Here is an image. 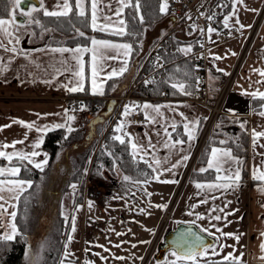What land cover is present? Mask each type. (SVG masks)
<instances>
[{
    "label": "crops",
    "instance_id": "1",
    "mask_svg": "<svg viewBox=\"0 0 264 264\" xmlns=\"http://www.w3.org/2000/svg\"><path fill=\"white\" fill-rule=\"evenodd\" d=\"M25 1L29 4L33 0ZM260 2L261 0H243L242 3L234 4V0H230L228 6L225 8L224 12L221 15V18L206 27V42L208 43L206 45L205 51L209 60L208 78L209 96L211 98L214 97L218 92L223 77L228 71L236 55L238 47L240 46L248 30L252 18L260 5ZM102 3L104 5L110 4L112 6V9L118 7L117 0H102ZM56 4L57 0H45V6L50 11L55 9ZM33 5L34 3H31L28 7H21L19 10H17V12L19 13V11H27L26 9H29ZM35 6L38 7L39 4ZM234 9L235 15L233 16L232 13ZM103 11L105 15L112 16L113 21L116 20L113 12L110 11L107 7H105ZM124 14L125 10L122 15V18L125 20ZM225 16H230V19L228 21L229 27H235L239 30H237L238 32L236 35L220 41H216L215 37L217 29L218 27L224 26ZM0 17L7 18V15H0ZM166 17L167 18H165L163 22L160 23L159 28L156 29V32H153L152 35H155V33L158 34L159 31L164 28L165 24H167L168 20L170 19V15L166 13ZM237 19L239 20V24L235 22ZM20 21L21 20L17 19V22ZM98 23L102 24L104 23V21L101 19L98 20ZM240 24H243L244 27L240 28ZM119 27L120 26L118 24L113 23L110 25V30L106 31L105 34L92 32L90 37L109 40L115 44L128 43L132 45L131 41L123 36L109 34L113 33ZM209 27H212L216 31L208 34L207 29ZM28 32L32 33L31 30L28 31V29H25V27L20 26V44L16 45L18 49L31 51L33 49L44 48L45 46H65L70 48H75L77 45L90 46V42L88 40L76 42L60 41L61 43H57L48 39H37L35 38V36L27 35L26 33ZM192 32L193 25L189 24L181 29L176 34L177 36L175 35L177 39L178 49L185 48L187 46H191L192 48V45L194 43V40L192 39ZM25 36L26 40L24 39ZM4 42L5 44H7V40H5ZM24 42L37 43L35 45H24ZM248 50L249 51L244 62L242 63L234 77L232 87L224 98L222 113L219 117L217 127L213 130L215 133L211 132L207 135V137H210V142H208L206 149L204 148V154H202L200 157H197L194 161L193 167L191 169L192 172L190 173H192L195 177V184H203V182H206L207 180L216 183H229L230 181L224 180L223 177L231 175L232 172H234L237 168L240 169V180L237 182V186H235L234 188H230L227 191L223 189L212 190V194L209 196L210 210L211 207H213L211 206L212 201L213 203H215L212 197H221V195H223L225 199V204L223 203L224 211L220 212L219 215L224 217L227 213H232L231 215L226 216V220L223 219L224 227H229V225L231 224L230 226H235L238 229L240 226L245 233V236L242 239H244L246 245L241 259H245L253 264H264V258H262L264 257V251H261L260 248L261 243L264 242V237L260 235L262 232H264V192L258 191V189L264 188V181L254 180L252 175L254 170L257 172V174H259L260 171H264V166L261 165L262 156L260 155V153H264V147L259 146L264 145V137L258 138L257 146L254 150L252 136L253 129L258 132L264 131V116L259 115L260 111H264V108L261 107V105L264 104V101H261L259 106L253 107V96L250 94H246L264 91V76H261L258 71H253L254 69L264 70V18ZM119 51L121 53L123 52V50ZM233 53H235V55H233ZM111 54L115 55V52H112ZM12 55L13 54L7 53L3 49H0V56L5 58V63H8V59ZM64 56L68 57L69 54L65 53ZM134 56L136 55L133 54L132 46V52L128 57L120 55L118 59L107 60L105 63V71L101 73L96 80V87H102L104 94H106V92H109V94H114L119 91H123L127 83L131 81L135 72V64L138 63V61L136 60V62L133 64V59H136V57ZM216 57H221V59H216ZM90 58V54L88 53H85L83 55V60L86 62L83 85L87 92H92L91 74L87 64V62L90 61ZM59 59V54L41 53L38 51L32 52V56L30 58H25L23 55H17L14 59H11V63H8L7 70L0 74V126L11 125V127L3 128V130L0 131V143L10 145L13 141L23 140V144H16L15 150L32 151V144L40 136V133H37L35 130L29 131L27 128L20 124H14L13 120L18 119L25 122L36 121L37 125L41 127L44 125H48L49 128L43 133V142L38 149V151L41 152V155L35 158L37 162L42 161L45 159L44 154H46L48 163L50 153L44 145V137L46 132L49 129L55 128L53 126L56 124L65 123L67 116H74L75 119L67 121V125L72 127V129L79 128L80 136L74 139L70 143V145L63 148L62 151L58 153V158L56 157L54 165L56 168L63 167L67 170L68 161L71 165H73L72 158L78 152L83 150L87 142L92 138L97 126L100 125L101 122L103 123V119L88 120L87 117L86 121V119L79 116L76 111H72V108L70 107L71 104L69 102L70 100L68 99V95L71 92H69L67 88L62 87V85H68L69 87L76 86L73 74L71 72H64L63 75H56L55 79L52 78V75H49V73H53V69L50 67V65L55 63V61H59ZM124 59L128 60L127 71H125L122 75L113 77L111 80L112 82L109 83L107 74L110 73L113 69H116L118 71L120 67H122ZM32 61H35V63H33ZM36 64L41 65V67L37 68L35 66ZM55 67L63 71V68H61L59 63H55ZM221 69L223 71H220ZM45 81L49 82L46 83ZM258 81L260 83H257ZM108 88L109 91H107ZM107 100L104 102L102 108L105 107ZM146 102L152 105L171 104L175 108V111H171L168 108H162L161 111L164 113V116L160 118V123L158 124L150 123L143 114V111L140 109L134 111L137 113V117H122L120 115L117 123L121 120H124L125 124L127 125L124 131L130 134V138L134 142L146 144L147 137L150 136L153 143H157L158 139L163 138L162 126L164 125L165 119H167L168 124H171L173 121H175V123L177 124V130L173 133V139H184L185 141H187V135L184 134L183 123L194 121L199 118V125L194 131L195 138L193 140L187 141L185 144L171 150L164 148L162 144L157 145L155 159L160 160L162 163L157 168L156 173H154L151 169V174L149 176L140 179V181H144L146 179L148 181L147 183H141V188L146 190L147 193H150V189L152 192L150 198L148 199V202H146L145 208H147V214L145 215V219L149 220L151 222L150 224L154 225L152 230L153 235L154 229L157 227V224L161 220L164 211L167 210L169 215L170 208V206L168 207V205L166 208H158L156 207V205H160L159 200L161 195H166L165 199L167 201L168 198L171 197L177 184L181 180L183 170L187 165V162H189L190 160L194 145L197 141L201 123L206 116L207 107L194 98L186 97H142L139 99H130L127 102V105H143ZM64 109H69L67 114L64 113ZM149 112H151V110H149ZM180 113L184 114L183 117L180 115ZM37 114L40 115L38 116ZM85 121L87 123H85ZM242 124L244 127H246L249 135L247 152L245 154L234 150L227 141V139H229L231 136L238 137V131ZM158 130L161 131L160 137H157L156 135ZM168 130L172 131L170 127ZM25 133H27L28 136L26 140ZM118 134L121 133H115V135ZM125 138L129 139V137ZM220 141H225L226 143L221 144L219 143ZM128 146L131 152L132 150L130 144H128ZM213 147L231 149L232 156L242 161V164H237L235 160H232L229 165H225L226 168H231V172H225L222 170L220 173H217L213 168L209 169L213 172L211 178H199V169L201 167H207V161L211 158V149ZM5 150L7 152L14 151V149L11 147ZM183 155H188L189 157L185 163L172 171H164V169L166 168H171V164L175 163L176 160L180 159ZM166 156L169 157V162L163 163L164 157ZM147 159L154 163L152 156L147 157ZM63 162H66L67 165H65L66 163ZM11 163L14 166H19V162L12 161ZM8 166L9 161L0 162V167ZM154 175H159V179H152ZM59 176L61 177V175ZM217 176L221 177L219 181L216 180ZM18 178L32 181L31 178L22 176L21 174H19ZM46 180L49 181V178H46L43 183H45ZM130 184L132 185V181H130ZM41 187L42 184L39 185V188ZM146 187L150 188L147 190ZM132 188H134L133 185ZM134 191H136V189ZM134 191H131V193H135ZM197 191L201 192L202 189H197ZM154 193L156 194L154 195ZM65 194L62 196L61 202H63L65 206H68L73 201V194L71 196V200L69 193L66 195ZM193 194V199H195L196 194L194 193V191ZM154 198H156V200ZM106 199L108 198L106 197V195H104L97 200L99 202H103ZM5 200L7 201V203H5V207L8 209V212L10 213L12 211H15L17 213L19 200L9 199L7 193L5 194ZM240 200H245L243 206L239 205ZM228 202H230V204H228ZM10 204L15 205V207H9ZM64 205H62V208L64 207ZM129 212H132V210L130 211V208L127 207L126 211L124 209L122 213L127 214ZM212 213L215 214L214 212ZM187 219L188 220L186 221H189V218ZM228 221H231V223H227ZM11 223H15L18 231L20 230L16 221V217L13 220L12 217L4 214L3 217L0 218V225H3L0 226V235L5 233L11 234ZM226 224L227 226H225ZM228 229L229 228H227V232H229ZM150 239L151 237L149 238L148 243L144 244V251H146V249L148 248ZM226 240H229V238H226Z\"/></svg>",
    "mask_w": 264,
    "mask_h": 264
},
{
    "label": "rangeland",
    "instance_id": "2",
    "mask_svg": "<svg viewBox=\"0 0 264 264\" xmlns=\"http://www.w3.org/2000/svg\"><path fill=\"white\" fill-rule=\"evenodd\" d=\"M193 9L194 10L198 9L196 4L194 3H193ZM34 15L36 16L37 19L41 21V23L45 27L49 29H53L51 26L45 25L44 19L42 16H39V13H36ZM263 18H264V0H261L260 5L257 11L255 12L252 21L248 27V30L240 46L238 47L236 55L228 71L223 77L218 92L212 98L209 96V78H208L209 60L207 53L205 51L206 45L208 43L206 42V27L209 24L218 21L219 19L212 21L211 23H205V24L200 22L198 19H196V22H193L192 20V22L187 23L186 25L178 28L176 31L172 33V38L176 43L175 49H178L177 39L175 35L181 29H183L185 26L189 24L196 26L195 28L193 27V32H192L193 33L192 39L194 40V43L192 45V52L198 50L199 55L203 57L206 61V65H207L206 66V86H207L206 96L196 93L194 91V86H192V89L190 90L191 92L190 95H184L180 92L169 94V96L160 95L161 92L159 94H154V95H143L140 92L136 91V89L140 85L139 84L140 81L137 82V80L138 79L141 80L142 73L141 74L137 73V64H135L134 75L131 81L127 83L125 89L123 91H119L117 93L111 94L117 96V105L120 104V109L117 112L116 116L110 117V114H108L105 120H103V123L101 122V124L97 126L92 138L87 142V144L83 148V150L86 151V157L81 169L80 178L70 179L71 178L70 176L72 175V171L74 170L75 167L71 165L69 161H68L67 170L64 169L63 167L56 168L54 166L56 160L55 158L52 167L55 178L52 177L54 179H51L49 181L46 180V182L43 183L45 180L44 179L40 183L42 184V187L41 188H39V186L37 187L36 191L38 193V198H39L38 209L41 211V215L38 220L36 231L37 230L42 231L43 235L41 233H38V235L34 234L33 245L28 246L29 248L27 251L28 259L32 261L34 260V262L42 260L45 253L44 248L50 244V240H48V238H50V236L54 234L56 232L55 230H57L59 227L60 216L62 217L61 218L62 231L60 232L59 235V247H60L59 261L61 262L63 260L64 264H85V261H90L92 262V264H164L165 261L174 259V257L171 256V252L174 250L173 248H167L165 254L162 257H158V258H156L153 254L156 245L150 250L149 253L148 251H144L143 246L145 243H142V241H148L150 237L152 238L155 235L159 225L158 223L152 235V230L154 225L150 224L151 222L145 219V215L147 214V208H145L146 202H148V199L150 198L151 195H147V191L141 188L142 187L141 184H137V183L135 184L134 182L136 180H140L146 177L133 176L129 171L123 169L116 161H113L112 163H110V165H104L101 174H98L96 172L94 165L99 149L106 143L107 133L111 128L114 129L116 127L117 121L121 113L123 112L124 106L127 105V102L130 99H139L142 97L194 98L200 101L201 103H203L207 107L206 116L201 123L197 141L193 148V150L195 148L196 150L193 154H191L190 160L189 162H187V165L185 166L183 173L181 175V180L177 184L171 197L170 198L167 197L168 198L167 201L165 199L166 195L160 196V200H159L160 205H164L166 203L165 205H168V207L170 206L169 215L165 220L164 226L168 224L165 226L167 228L173 226L178 221H186L188 220L187 218H189V221H195V224L200 229L207 228L213 233L212 236L214 237V241L208 244H214L216 246V251L219 254L210 257H223L228 253H233V255L236 257H241L243 255L245 251L246 243L242 238L245 236V233L243 232L240 226L238 229L235 226H230L231 224L229 225V227H224L223 217L220 221L209 219V216L215 214L219 215L220 213V211H216L214 212L215 214H213L210 211L209 196L212 194V190L209 191V189L205 187L202 189L201 192H198L195 186L196 184L194 183L195 177L190 172H192L191 169L193 167L194 161L198 157V154L201 150V147L207 135L211 132L215 133L213 130L217 127L219 117L222 113L224 98L228 93V91L230 90V88L232 87L234 77L247 56V53L249 51L248 49L250 48L253 39L255 38L259 30V26L261 25ZM166 25L167 24H165L164 28L161 29L158 34L151 36V40L148 42V44H145L144 47H142V50L140 49L141 52L139 50L136 53V56H134L136 57V59H133V64L136 62V60L141 59L143 53L147 51L149 44L153 40H155L157 36L166 28ZM150 28H151L150 26L147 28L148 34L150 33L149 30H152V28L151 29ZM25 29H28V31L31 30L32 32H35L36 33L35 38L42 40L45 39L50 40L52 37L57 35L55 34V30L53 29L54 32L53 31H51L52 33L45 32L41 36V29L39 26L36 25H32L31 27ZM200 29H203L204 31L201 32ZM237 32L235 34L229 33L226 36H222L220 33V27H218L215 40L216 41L223 40L225 38L236 35ZM195 42L198 44L197 46L194 45ZM189 54L190 53H188L187 55ZM194 60H195L194 64H196L197 59L194 58ZM131 85H138L134 89V92L133 90H130ZM104 99L105 98L101 100V106L98 108V110L102 108L104 104ZM70 107L72 109H76L75 111L79 114V116L83 117L87 121V116L84 114V111L79 110V108L73 104H71ZM130 116L137 117L138 115L136 112L133 111V113ZM86 121L85 123H87ZM78 129L79 128H75L74 131H77ZM202 132L204 133L201 135ZM68 145H70V143L66 144V146H64L63 148L67 147ZM62 149H60L59 153L62 151ZM94 153H95L93 160L94 162L89 168V162L92 159ZM65 165H67V163ZM82 172L83 173L85 172L87 174V179H89L90 181L92 180L93 183L95 182L99 188L104 190L103 195L99 197L95 195H89L85 199V195L81 194L82 192L86 194L85 192L86 190L84 191L82 190V188L84 189V185H85V182H83V179L81 178ZM58 174L61 175V177ZM125 175L133 178L130 181H132V185L134 186V188H132L130 181H124L122 179V177ZM203 179H208V178H203ZM208 183H216V182H212L210 180L203 182L204 185H207ZM74 184L76 185V188L72 189V185ZM67 185L69 186L66 187ZM149 188L150 187H146L147 190ZM135 189L136 191H134ZM131 191H134L135 193H131ZM193 191L196 194L195 199H193L194 197ZM65 193L66 194L69 193L70 200L73 194L72 196L73 201L68 206H65L64 203L61 202V198ZM150 194H152L151 189H150ZM155 194L156 193H154V195ZM104 195H106L108 199H106L103 202H99L97 199L103 197ZM205 198L208 199V203L201 204L200 201L204 200ZM154 199L156 200V198ZM89 201L92 202L91 208H89ZM214 201L215 203H213L212 201L211 206L213 207H211V209L213 208L223 209L224 207L223 203L225 204V199L223 195H221V197L220 196L217 197ZM244 203L245 200L244 201L240 200L239 205L243 206ZM193 204L197 205L195 209L190 208V205ZM62 205H64L63 208ZM77 206H79V210H77ZM127 207H129L130 211L132 210V212L123 214L122 212L124 211V209L126 211ZM141 208L145 209V211L144 212L139 211V209ZM189 212L199 213L201 215H204L205 218L202 220H197L196 215L195 214L189 215ZM73 216L75 217V228H76L75 232H72ZM212 224H215L216 228H221L224 233H234L240 235L239 242H237L234 238H229V240H226V238L221 236L220 233L216 231V228L211 227ZM164 226L162 227L161 230V225H160L155 238L161 236L162 231L165 229ZM227 228H229L228 229L229 232H227ZM69 233H71V235L73 236L72 242L69 243L67 246V251L71 253V255L67 259H65L64 258L65 244L67 243V237ZM117 233H123V234L117 235ZM218 236L220 237V239L216 240V237ZM56 241H57V236L54 237L55 245H56ZM221 244L224 245L229 244V247H224L223 249H221L219 247V245ZM101 245L103 247H100ZM115 245H120V246L116 247ZM133 245L136 246L133 247ZM105 249H107V251ZM97 253H99V255H96ZM101 257H104L105 259H101ZM116 257H124L125 259L120 260V259H116ZM140 257H143V260H141ZM202 259L205 258H198V260H202Z\"/></svg>",
    "mask_w": 264,
    "mask_h": 264
},
{
    "label": "snow or ice",
    "instance_id": "3",
    "mask_svg": "<svg viewBox=\"0 0 264 264\" xmlns=\"http://www.w3.org/2000/svg\"><path fill=\"white\" fill-rule=\"evenodd\" d=\"M8 4L11 5V9L8 11L7 18L0 17V49H3L5 52L13 54L9 59L8 63H11V59H14L17 55H23L25 58H30L32 56V52H41V53H52V54H59L60 59L59 61H55V63H59L61 68H63V71H61L59 68L55 67V63L50 65V67L53 69V73H49V75H52V78L55 79L56 75H63L64 72H71L74 77V82L76 86L69 87L68 85H62V87L67 88L69 92H83L85 91L83 80L85 77V64L86 62L83 60V55L85 53L90 54V61L87 62L88 68L90 70L91 74V80H92V94L93 95H103V88H97L96 87V80L100 76L101 73L105 71V63L109 59H118L120 55H123L124 57H128L132 52V45L128 43L124 44H115L109 40H103V39H97L96 37H85V33L83 31H80V29H76L74 26V31L79 37H84L86 40L90 42L89 45H77L75 48L65 47V46H58V47H51V46H45L44 48L40 49H33L31 51H26L22 49H18L16 45L20 44V35H19V28L20 26H23L25 28L31 27L32 25L39 26L41 29V36L45 32H51L53 29H49L45 27L39 19L36 18L34 14L36 13H42L44 17H55L57 19L60 18H70L71 16L75 15L81 18H85L88 20L90 17V27L92 31L96 32H106L110 30V25L115 23L118 24L120 27L116 29L113 34L114 35H127L128 33L125 31L127 25L125 24V20L122 18V15L124 13L125 9H133L134 14L132 15V18L138 19L139 23L144 22L143 15H140V0H117L118 7L115 9H112V6L104 5L102 3V0H57V4L55 5L54 10H49L45 6V0H39V6H31L27 11H19V15L26 18L25 21L17 22V10L21 8V5L25 3V0H7ZM243 0H234L235 3H242ZM107 7L110 11L113 12V15L116 17V20L113 21V17L110 15H105L103 9ZM169 8V0H160L159 3V12L160 13H166ZM232 15H235V9L233 10ZM103 20L104 23L99 24L98 20ZM188 19H191L189 16ZM208 20H212V16L207 17ZM230 16L224 17V26L229 27V21ZM237 24H239V20L237 19L235 21ZM195 28L196 26L193 25ZM244 25L240 24V28H243ZM239 30V29H237ZM201 32H203V29H200ZM216 31L212 27H209L207 29L208 34H211L212 32ZM27 35L35 36L36 33H26ZM5 40H7V44H5ZM61 43V42H57ZM119 50H123L121 53ZM178 51L183 52L185 55L190 53L192 51L191 46H187L185 48L178 49ZM115 52V55H112L111 53ZM68 53L69 56L65 57L64 54ZM235 55V53H233ZM159 59V58H158ZM216 59H221V57H216ZM55 60V57H54ZM35 63V61H32ZM8 63H5V58L0 56V74H2L4 71L7 70ZM127 64L128 60H123V65L120 67V69L117 71L116 69H113L110 73L107 74V79H112L113 77H117L119 75H122L125 71H127ZM37 68H40L41 65L36 64ZM162 66V65H161ZM220 71H223L222 69ZM253 71H258L261 76H264V70H257L254 69ZM185 76L187 74L185 73ZM173 77H169V80H172ZM197 84L199 83V78H196ZM46 83L49 81H45ZM71 83V82H70ZM146 84L148 83H155V81H145ZM257 83H260L259 81ZM171 86L174 89H178V91L184 95H190L191 92L188 91V87L186 84L178 80L175 83H172ZM250 94L253 97L259 96V98L264 101V91L260 92H252V93H246ZM86 106L81 105L79 110H84ZM262 108H264V104L261 105ZM162 108H168L171 111H175V108L171 105H152L150 103H144L143 105H125L123 112L121 113L122 117H128L130 116L133 111L140 109L143 111V114L145 115L146 119L149 120L152 124H158L160 123V118L164 116V113L161 111ZM76 109H72V111H75ZM151 110V112H149ZM69 109H64V113L67 114ZM38 116L40 114H37ZM47 115V114H45ZM180 115L183 117V113H180ZM260 116H264V111L259 112ZM74 116H67V119L65 123L56 124L53 127L55 128H65L67 127V131L71 133L74 129H72L70 126L67 125V121L74 120ZM186 119V118H185ZM14 124H20L27 128L29 131L35 130L37 133H40V136L33 142L32 144V151H17L15 150L16 144H23V140L19 141H13L10 145L9 144H3L0 143V158H4L7 161H9L8 167H0V218L3 217L4 214L9 215L10 217L15 219L17 213L15 211L8 212V209L5 207V203L7 201L5 200V194L7 193L9 199L12 200H19L20 193H22L26 187L32 186L31 180H24L19 179V174L21 172L22 167H26L24 162L26 161L27 164H33L35 168L40 169L43 171L44 165L47 164V157L45 155V159L42 161L37 162L36 157H39L41 155V152L38 151L40 148L42 142H43V133L45 130L49 128L48 125L44 126H38L36 121L32 122H25L23 120L14 119ZM199 125V118L194 121H188L183 123V129L184 134L187 135V141L193 140L194 137V131ZM126 124L124 120H121L117 123L116 127L114 128L115 133H121L118 135H114L112 139L119 141L120 144H130L131 147V155L134 160H142L145 164L148 165L149 168L152 169L154 173L157 172V168L161 165V161L158 159H155V152L157 151V145L162 144L164 148L167 149H176L178 146L185 144L187 141L184 139H173V133L177 130V124L175 121H173L171 124L167 123V119L164 121V125L162 126L163 131V138L158 139L157 143H153L152 138L150 136L147 137V143L141 144L138 142H134L130 138V134L124 131L126 128ZM11 127V125H3L0 126V131L3 130V128ZM169 127L172 131H169ZM243 127V124L241 125ZM157 137L161 136V131L158 130L156 133ZM179 135V134H178ZM253 136V149L255 150L257 146V140L258 138L264 137V131L258 132L255 129L252 131ZM125 137H129V139H125ZM28 138L27 133H25V140ZM219 143L224 144L225 141H220ZM260 147H264V145H259ZM13 148L14 151L7 152L5 149L7 148ZM151 150V151H149ZM111 155V153H109ZM262 156L261 165L264 166V153H260ZM152 156L154 163L147 159V157ZM188 155L181 156L180 159L176 160L175 163L171 164V168H166L164 171H172L178 167H180L183 163H185L188 160ZM16 160L19 162V166L12 165V161ZM232 160H235L237 164H242V161H240L238 158L233 157L231 153V149H222V148H216L213 147L211 149V158L207 161V167H201L199 169V172H207L209 169H215L217 173H220L222 170L225 172H231V168H226L225 165H229ZM169 157H164L163 163H168ZM253 179L254 180H260L264 181V171H260L259 174L254 170L253 171ZM124 181H130L132 180L131 177L125 175L122 177ZM152 179H159V175H154ZM221 179L220 176L216 177V180L219 181ZM224 180L230 181L229 183H208L207 185L197 183L195 186L197 189H203L207 187L210 191L211 190H220L223 189L227 191L230 188H234L237 186V182L240 180V169L237 168L234 172H232L231 175H227L223 177ZM137 184L141 183H147V179L144 181L136 180L134 181ZM72 188L75 189L76 185H72ZM258 191L264 192V188L258 189ZM147 195H151L150 193H147ZM217 197L213 196L212 199L215 200ZM201 204L208 203V199L205 198L204 200L200 201ZM230 203V202H228ZM9 207H15V205H9ZM92 207V202L89 201V208ZM156 207H167V205H156ZM197 205L193 204L190 205V208L195 209ZM77 210H79V206H77ZM139 211L144 212L145 209L141 208ZM211 212L220 211L223 212V209H216L213 208L210 210ZM196 215L197 220L204 219V215H201L199 213H193L189 212V215ZM232 213H227L223 219L226 220L227 215H231ZM67 219V217H66ZM210 220L220 221L222 219L221 215H211L209 216ZM189 223L194 224L195 221H190ZM227 223H231V221H228ZM3 226V225H0ZM227 226V224L225 225ZM211 227L216 228L215 224H212ZM11 234L5 233L0 235V242L5 241H11L13 240L18 234V229L15 223L10 224ZM75 217H72V232H75ZM130 231V230H129ZM201 232H206L208 235H213V233L207 229V228H201ZM216 231L220 233L221 236L224 238H234L237 242H239L240 235L234 234V233H224L221 228H216ZM123 233H117V235H122ZM262 237H264V232L260 234ZM220 237H216V240H219ZM73 240V236L71 233L68 234L67 237V243L65 244V252H64V258L67 259L71 253L67 251V246L69 243H71ZM142 243H148V241H142ZM116 247H119L120 245H115ZM136 245H133L135 247ZM100 247H103L102 245ZM221 249L224 247H229V245L221 244L219 245ZM261 251H264V242L260 245ZM107 251V249H105ZM216 251V246L214 244H205L204 237L199 232H193L191 229H187L184 232H181L175 249L171 252V256L174 257V259L167 262V264H179L180 261L186 262V264H199L198 258H205L207 261V264H225V262H230V264H243L241 257H236L233 255V253H228L222 257L221 262H215L211 261L209 258L213 255H218ZM96 255H99L97 253ZM264 258V257H262ZM101 259H105L104 257H101ZM116 259L123 260L124 257H116ZM141 260H143V257H140ZM61 264H63V260L61 261ZM85 264H92L90 261H85Z\"/></svg>",
    "mask_w": 264,
    "mask_h": 264
},
{
    "label": "trees",
    "instance_id": "4",
    "mask_svg": "<svg viewBox=\"0 0 264 264\" xmlns=\"http://www.w3.org/2000/svg\"><path fill=\"white\" fill-rule=\"evenodd\" d=\"M222 4V13L225 8L228 6L230 0H218ZM159 3L160 0H140L141 8L140 15H143L144 22L141 24L138 22V19H133L132 15L134 10L129 8L125 9V24L127 25L125 31L127 35L123 37L129 39L133 46V54L136 53L144 47L145 44L151 40L153 32H156V29L159 28L160 23L166 17V13L159 12ZM11 9V5L8 4L7 0H0V15H8V11ZM39 16H42L44 23L47 26H51L56 36L52 37L50 40L54 42H76V41H87L84 37H79L74 31L73 26L76 29H80L85 33V37H90L92 32L90 25V19L86 20L78 16H71L70 18H60L55 17H44L42 13H39ZM151 27L152 30H149L150 33H147V28ZM153 26V27H152ZM150 28V29H151ZM99 34H105V32L96 31ZM114 35L113 33H109ZM148 34V35H147ZM156 34V33H155ZM121 36V35H120ZM198 44L195 42L194 44ZM140 50V52H141ZM139 52V54H140ZM165 60L167 65L165 67V74L161 77H157L155 83L148 87L143 83L136 89L137 92H140L143 95H154L159 94L162 88H166L168 94H174L179 92L178 89H174L171 84L177 82L178 80H184L188 91L192 89L193 86V73L192 68L194 66L195 60L190 55H185L184 53L178 51V49L167 51L165 54ZM138 64V63H137ZM185 73L187 76H185ZM173 77L172 80H169V77ZM112 79H109L111 83ZM110 85V84H109ZM109 91V88L107 89ZM83 92H87L86 90ZM109 94V92H106ZM262 100L257 97H253V107L259 106ZM75 130V128H73ZM72 131L69 133L67 127L65 128H52L49 129L44 137V145L49 150L50 158L46 166L43 167V171L35 168L32 164H27L25 161L24 164L26 167L21 168L20 174L32 179V186L27 187L21 194L18 202V210L16 215V220L20 230L19 234L11 241L0 242V264H61L59 261V235L62 231V217L59 218V227L54 234L48 238L50 244L47 245L44 250V256L42 260L35 261L30 260L27 257L28 246L33 245L34 234L38 235L42 231L37 230L38 220L41 215V211L38 209V193L36 191L37 187L40 185L41 181L46 178L49 180L54 179L55 175L52 170L54 159L57 157L60 149H62L66 144L71 143L74 139L80 136L79 129L77 131ZM115 132L111 128L107 133L106 143L99 149L98 154L95 160V169L98 174L102 173V168L104 165H110L113 161H116L123 169L129 171L135 177H147L151 174V168L148 167L142 160H134L131 152L129 150L128 144L122 145L119 141L112 139ZM127 140V138H125ZM248 131L246 127H240L238 131V137L231 136L227 139L228 143L236 151L246 153L248 146ZM218 140V139H214ZM210 142V137H206L202 149L200 150L198 157L204 154V148ZM111 153V155H109ZM86 157V151L78 152L73 158V166L75 167L72 171L70 179L80 178L81 169L84 164ZM7 161L4 158H0V162ZM15 162V159L13 160ZM213 172L208 170L207 172L198 173L201 178H211ZM54 177V178H52ZM67 185L66 187H68ZM32 201V203H31ZM61 219V220H60ZM50 222V221H49ZM57 236L56 245L54 242V237ZM211 261L221 262L222 257H210ZM243 264H253L245 259H241ZM170 260L165 261L164 264ZM64 264V263H63ZM179 264H186L184 261H180ZM199 264H207L206 259L199 260ZM225 264H230V262H225Z\"/></svg>",
    "mask_w": 264,
    "mask_h": 264
},
{
    "label": "built area",
    "instance_id": "5",
    "mask_svg": "<svg viewBox=\"0 0 264 264\" xmlns=\"http://www.w3.org/2000/svg\"><path fill=\"white\" fill-rule=\"evenodd\" d=\"M193 3L196 4L197 10L193 9ZM222 4L220 1L217 0H169V8L167 13L170 15V19L167 22L166 28L157 36L155 40H153L145 53H143L140 60H138L137 64V73L141 74V80L138 79L137 82L143 83L147 86H152L154 83L146 84L145 81H155V78L161 77L165 74V67L167 65V61L164 58V54L167 51L174 50L176 48V43L172 38V33L176 31L178 28L186 25L189 22H196L198 19L203 24L211 23L212 21L218 20L221 18L222 15ZM191 19H188V17ZM212 16V20H208L207 17ZM237 29L235 27H220V33L222 36H226L229 33H236ZM192 57L197 59L196 64L193 66V86L194 91L200 95L206 96V61L203 57L199 55V51H191L190 54ZM159 58V59H158ZM162 65V66H161ZM196 78H199V83L197 84ZM184 82V80H181ZM185 83V82H184ZM138 85H131L130 90H133ZM163 96H169L167 93L166 88H162L161 94ZM111 94H103V95H93L92 92H71L68 95V99L70 100L71 104L77 106L79 109L81 105H85L84 114L88 117V120L92 115H94L98 108L101 106V100L103 98H108ZM115 96L116 100L115 103L110 110L109 114L111 116H116L117 112L120 109V104L117 105V96ZM204 132L201 133V135ZM208 134V133H207ZM196 148L193 150L192 154L195 152ZM96 152V151H95ZM95 153L92 159L89 162V168L93 164ZM83 182H85L84 189L86 190V194L82 192V195L85 197L89 195H95L97 197L103 195L104 190L99 188L97 184L87 179V174L82 172ZM87 179V181H86ZM168 216L167 210L164 211V214L159 222L158 228L156 233L161 225L164 226L165 220ZM160 230V231H161ZM155 235L151 238L148 248L146 251L148 253L150 250L156 245L159 237L155 238Z\"/></svg>",
    "mask_w": 264,
    "mask_h": 264
},
{
    "label": "water",
    "instance_id": "6",
    "mask_svg": "<svg viewBox=\"0 0 264 264\" xmlns=\"http://www.w3.org/2000/svg\"><path fill=\"white\" fill-rule=\"evenodd\" d=\"M31 3H34L35 5L39 4V0H33L29 4L25 1L24 4L21 5V7H28ZM17 19L21 21H25V17L20 16L17 12ZM26 40V36L24 37ZM24 45H35L36 43H30V42H24ZM116 98L115 96L111 95L109 96V99L106 102V105L104 108H102L96 115H94L91 120H97V119H105L106 115L111 110L113 103L115 102ZM190 221H178L173 226L167 227L163 232L161 239L157 241L158 250H160L161 254L165 252L167 248H173L175 249L178 237L181 232H184L187 229H191L193 232H199L204 237L205 244L211 243L214 241V237L212 235H208L206 232H201L200 228L194 223H189Z\"/></svg>",
    "mask_w": 264,
    "mask_h": 264
},
{
    "label": "flooded vegetation",
    "instance_id": "7",
    "mask_svg": "<svg viewBox=\"0 0 264 264\" xmlns=\"http://www.w3.org/2000/svg\"><path fill=\"white\" fill-rule=\"evenodd\" d=\"M166 251V250H165ZM165 253V252H164ZM163 253V254H164ZM153 254H154V256L156 257V258H158V257H162L163 256V254H161V252H160V250H158V246L156 245V247H155V249H154V251H153Z\"/></svg>",
    "mask_w": 264,
    "mask_h": 264
}]
</instances>
